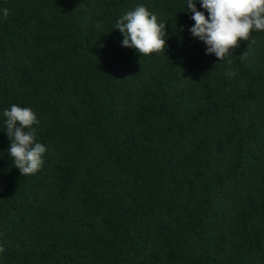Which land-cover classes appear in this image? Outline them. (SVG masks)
Returning a JSON list of instances; mask_svg holds the SVG:
<instances>
[{
  "label": "trees",
  "instance_id": "16d2710c",
  "mask_svg": "<svg viewBox=\"0 0 264 264\" xmlns=\"http://www.w3.org/2000/svg\"><path fill=\"white\" fill-rule=\"evenodd\" d=\"M138 5L166 24L159 54L122 45ZM186 5L0 0V264H264V31L225 63ZM12 104L39 121L32 175Z\"/></svg>",
  "mask_w": 264,
  "mask_h": 264
},
{
  "label": "clouds",
  "instance_id": "9594fccd",
  "mask_svg": "<svg viewBox=\"0 0 264 264\" xmlns=\"http://www.w3.org/2000/svg\"><path fill=\"white\" fill-rule=\"evenodd\" d=\"M205 12L197 10L195 0H187L186 10L192 13L195 21L191 34L205 43L206 54H215L219 61L231 63V49L241 40L248 41L253 30L264 31V0H200ZM9 9H3L6 19ZM115 28L123 33L122 45L132 47L142 55L161 53L166 40V24L158 22L156 14L145 6L138 5L134 10L122 15ZM6 133L10 138L8 153L21 176L35 174L43 164L46 147L36 142L38 124L36 114L28 107L12 104L4 109ZM27 129V131H26ZM4 248L0 246V252Z\"/></svg>",
  "mask_w": 264,
  "mask_h": 264
}]
</instances>
